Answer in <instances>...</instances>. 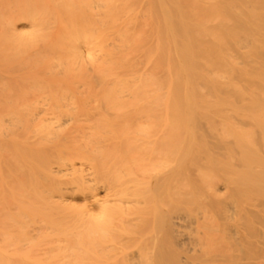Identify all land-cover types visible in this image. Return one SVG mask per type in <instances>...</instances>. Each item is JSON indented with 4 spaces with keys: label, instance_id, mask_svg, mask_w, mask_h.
Wrapping results in <instances>:
<instances>
[{
    "label": "bare ground",
    "instance_id": "1",
    "mask_svg": "<svg viewBox=\"0 0 264 264\" xmlns=\"http://www.w3.org/2000/svg\"><path fill=\"white\" fill-rule=\"evenodd\" d=\"M0 264H264V0H0Z\"/></svg>",
    "mask_w": 264,
    "mask_h": 264
}]
</instances>
